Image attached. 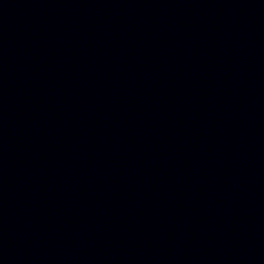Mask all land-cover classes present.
Wrapping results in <instances>:
<instances>
[{"label": "water", "instance_id": "water-1", "mask_svg": "<svg viewBox=\"0 0 264 264\" xmlns=\"http://www.w3.org/2000/svg\"><path fill=\"white\" fill-rule=\"evenodd\" d=\"M0 264H264V0H0Z\"/></svg>", "mask_w": 264, "mask_h": 264}]
</instances>
